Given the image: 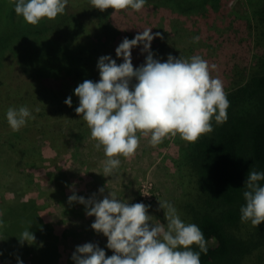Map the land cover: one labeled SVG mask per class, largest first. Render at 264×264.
I'll list each match as a JSON object with an SVG mask.
<instances>
[{
  "label": "rangeland",
  "instance_id": "obj_1",
  "mask_svg": "<svg viewBox=\"0 0 264 264\" xmlns=\"http://www.w3.org/2000/svg\"><path fill=\"white\" fill-rule=\"evenodd\" d=\"M7 6L14 8V0H0V17ZM251 9L249 0H218L217 9L210 8L209 5H198V8L196 7L189 14H184L162 5L154 6L146 0L140 11L125 8L120 11L113 9L109 12H97V14L92 12V15L87 12L89 17L97 21L101 17L105 18V21L115 29V33L110 32L113 37L111 35L108 37L111 38L109 44L104 43V40L108 41V38H101L103 46L98 44L99 49L87 65L88 73L85 79L68 74L67 68L62 71L70 78L67 91L68 97L71 96V108L74 112L73 125L62 126V130L68 134L67 137L72 134L66 150L67 155L64 156L62 153L59 156L60 161L66 163L61 173L64 179L61 182H57L56 178L53 181L41 180L40 183L34 181L17 203L8 206L6 204V207L0 209L2 213L0 220L3 221L0 226V264H17V257L23 261V264H66L67 261L69 264H75L71 254L77 245L84 243H95L105 250L106 256L112 255L113 250L106 247L107 237L91 228L95 217L85 214V205L78 202L69 203L68 197L73 192L85 199L95 194L98 200L111 193L128 203L150 205L148 214L151 215V222L163 223L165 226L167 225L166 209H161L159 202L167 201L177 208L182 220L189 222V218H185L183 214V205L187 204L186 200H189V197L187 192L182 193L180 178H178L179 171L174 167L179 157V147L186 145L187 141L179 134L168 135L162 143L153 146L150 143L151 134L143 136L137 133L140 144L135 155L131 158L115 157L121 161L119 169L114 170L112 175L105 176L103 167L107 157L104 155L103 146L100 149L95 147L97 141L91 138V130L82 114L78 115L75 112V108L79 106V98L74 94V89L85 80L99 81V70L96 65L100 56L110 55L117 64L122 63L123 58L115 55L116 47L124 37L132 39L145 28H151L153 34L157 32L161 34L151 41L150 50L153 52L154 59L163 62L167 60L169 54L175 58L181 57L188 60L193 56H200L208 62L211 76L218 77L225 87V73L231 61L246 64L255 54V49L248 45L246 37ZM65 11L74 14L69 1ZM75 16L78 27L71 31L68 27L66 35L62 30L66 28L64 24L58 25L57 29L50 28L46 18H44L45 22L40 21L35 25L36 29L38 27L45 29L46 35H49L47 37L49 44L45 43L44 39H37L36 35L32 34L33 29L25 38H22V33L27 26L20 28L17 25L15 27L8 25L2 30L0 23L2 32L13 33V39L6 47L10 50L9 55L6 54L8 55L6 60H11L14 64L13 69L8 71L7 82H27L26 80L31 77L45 73L43 67L35 64L48 66L53 62L52 66H55L56 59L64 60L57 52L60 45L77 53L79 49L73 43L82 41L88 35L95 38L94 27L86 22L87 15ZM65 17V13L58 14L55 20ZM41 36L44 38L45 35L41 34ZM65 36H68V43ZM194 37L199 39L194 41ZM56 42L59 43L58 46L53 44ZM40 45L42 47L47 45L50 50L39 48ZM54 46L56 51H53ZM38 48L40 51L36 50ZM141 48L142 45H138L131 50L134 67L143 64L147 55V53H141ZM52 53H54L53 56ZM34 58L36 61L33 60ZM2 61L1 59L0 65ZM213 65L215 67H212ZM45 155L48 156L49 153L45 151ZM0 159L2 160H0V199L2 196H13V187L10 186L12 177L20 178L19 184H12L20 186L27 180L25 175L27 170L34 178L47 171L45 166L36 167L35 164L34 167H27L22 164V161L21 163L15 161V158L9 162L5 158ZM57 170L59 169H55ZM91 170L97 180L86 184L89 188L88 192L78 194L77 184L81 181L85 182L78 178ZM101 187L104 188L103 193L99 192ZM45 191L48 193L46 194ZM66 192H69L68 195ZM37 221H40L39 229L35 226ZM28 227V230L36 237L35 243L30 245L24 242L21 245L18 238ZM41 242L42 246H40Z\"/></svg>",
  "mask_w": 264,
  "mask_h": 264
},
{
  "label": "trees",
  "instance_id": "obj_2",
  "mask_svg": "<svg viewBox=\"0 0 264 264\" xmlns=\"http://www.w3.org/2000/svg\"><path fill=\"white\" fill-rule=\"evenodd\" d=\"M68 1L74 14L65 11L64 19H48L50 28L57 29L58 25L64 24L66 28L62 30L66 35L68 27L70 31L78 27L75 15H87L86 22L94 27L95 38L88 35L82 41L73 43L79 49L77 53L60 45L57 52L65 61L56 59L55 66H52L53 62L48 66L35 64L43 67L45 73L31 77L27 82H7L8 71L13 69L14 64L11 60H6L10 53L6 47L13 39V33L2 30L8 25H17L20 28L27 26L22 38L33 29L32 34L36 35L37 39H44L48 44L49 35H46L42 27L36 29L25 22L22 16H16L14 8L9 6L0 17V61L3 60L0 68V158H5L8 162L15 158V161H22L27 167H34L36 164V167L41 165L47 169L35 178L27 170V180L20 186H13L20 183V178L12 177L10 186L14 188L13 196H2L0 209L6 207V204L8 206L17 203L34 181L40 183L41 180L53 181L56 178L57 182H61L64 179L61 173L66 163L61 162L59 156L62 153L67 155L66 150L72 134L67 137L68 134L62 130V126L73 125L74 112L64 103L69 95L67 89L70 78L62 71L67 68L68 74L85 79L88 73L87 65L99 45L103 46L101 38H108L110 32L115 33V29L105 18L101 17L97 21L89 17L88 14L92 12H102L92 7L90 0ZM147 1L154 6L162 5L184 14H189L198 8V5L218 8V0ZM249 2L252 9L246 37L248 45L255 49V54L249 63L241 64L234 60L228 65L224 87L229 101L227 121L217 124L213 117L214 130L202 135L195 143L187 142L186 145H181L179 157L174 165L179 171L182 193L187 192L189 197L187 204L183 205L184 217L189 218V222L184 219L183 221L199 226L207 241L208 252L200 254L201 264H264V222L253 227L250 221L240 220V208L245 204L243 192L246 190L244 183L247 175L253 170L264 172V0ZM110 10L113 9L103 11ZM41 34L45 35L44 38ZM65 40L68 43V36H65ZM110 40L111 38H108L104 43L109 44ZM53 44L59 45L57 42ZM55 47L53 51H56ZM39 48L50 50L47 45H40ZM39 48L36 50L40 51ZM33 60L36 61L35 58ZM21 106H27L34 119H28L24 127L14 132L8 124L6 113L9 107ZM45 151L49 153L48 156ZM260 183L264 185V181ZM35 226L39 229L40 221H37ZM192 248L199 251L196 245H192Z\"/></svg>",
  "mask_w": 264,
  "mask_h": 264
},
{
  "label": "clouds",
  "instance_id": "obj_3",
  "mask_svg": "<svg viewBox=\"0 0 264 264\" xmlns=\"http://www.w3.org/2000/svg\"><path fill=\"white\" fill-rule=\"evenodd\" d=\"M145 2L90 0L92 7L100 11L108 8L140 11ZM67 4L68 0H14V11L35 26L44 18L53 20L63 14ZM160 35L145 28L132 39L124 37L115 49L116 57H122L123 62L117 64L110 55L100 56L96 65L99 81L85 80L74 89L79 98L75 112L82 114L91 138L97 141L95 147L103 146L107 157L103 167L105 176L119 169L121 161L115 157L135 155L140 144L137 133L151 134L153 146L162 143L166 136L176 134L195 143L214 130L213 117L217 124L227 121V94L223 82L211 76L208 62L200 56L188 60L171 54L163 62L154 59L151 41ZM138 45H142L141 53L147 55L143 64L134 67L131 50ZM64 103L71 107V96ZM6 119L15 132L34 117L27 106H21L9 107ZM260 181H264V172L248 173L243 192L245 204L240 208L241 222L250 221L253 227L264 222V185ZM99 192L103 193L104 188ZM68 201L85 205V214L95 217L91 228L107 237L106 247L113 250L112 255L106 256L105 250L95 243L77 245L71 254L75 264H201L200 254L208 252L199 226L186 224L170 202H159V207L166 209L165 226L151 222L150 205L130 204L111 193L98 200L95 194L85 199L73 192ZM29 227L18 238L21 245L35 243L36 237ZM192 245L198 246L199 251H194ZM17 264H23L19 257Z\"/></svg>",
  "mask_w": 264,
  "mask_h": 264
},
{
  "label": "crops",
  "instance_id": "obj_4",
  "mask_svg": "<svg viewBox=\"0 0 264 264\" xmlns=\"http://www.w3.org/2000/svg\"><path fill=\"white\" fill-rule=\"evenodd\" d=\"M92 167H94V166H92ZM81 175H83V174H81ZM95 176L96 175L93 174V170H91V171H88L87 173L85 172V174L82 177L78 178L79 180L85 181V182L81 181L79 184H77L78 188L76 189V191H78V194L82 193V192H88L89 188H88V186H86V184L94 183L97 180V178ZM74 182H76V181H74ZM68 193L69 192H66V195H68ZM67 263H68V261H67Z\"/></svg>",
  "mask_w": 264,
  "mask_h": 264
}]
</instances>
